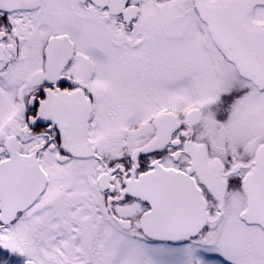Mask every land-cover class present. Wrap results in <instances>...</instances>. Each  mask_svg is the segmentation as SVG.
Masks as SVG:
<instances>
[{"label": "snow or ice", "instance_id": "obj_1", "mask_svg": "<svg viewBox=\"0 0 264 264\" xmlns=\"http://www.w3.org/2000/svg\"><path fill=\"white\" fill-rule=\"evenodd\" d=\"M0 264H264V0H0Z\"/></svg>", "mask_w": 264, "mask_h": 264}]
</instances>
